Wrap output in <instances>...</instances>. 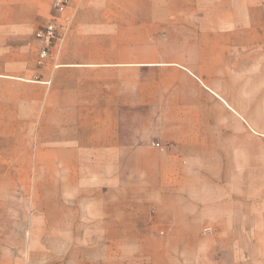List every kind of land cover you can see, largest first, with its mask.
I'll list each match as a JSON object with an SVG mask.
<instances>
[{"label":"crops","instance_id":"0c3cea01","mask_svg":"<svg viewBox=\"0 0 264 264\" xmlns=\"http://www.w3.org/2000/svg\"><path fill=\"white\" fill-rule=\"evenodd\" d=\"M68 13V30L37 65L34 34L50 0H0V175H51L69 190L89 176L101 224L102 192H153L149 232L164 226L180 245L164 254L197 256L161 264H264L237 261L251 247L232 243L235 224H264V194L252 192L242 162L252 132L263 133L239 100L264 94V76L235 54L264 47V0H71ZM151 26L163 38L114 37ZM140 47L157 49L145 57ZM125 197L118 217L138 233L139 206ZM214 253L230 261L200 262Z\"/></svg>","mask_w":264,"mask_h":264},{"label":"rangeland","instance_id":"374dc122","mask_svg":"<svg viewBox=\"0 0 264 264\" xmlns=\"http://www.w3.org/2000/svg\"><path fill=\"white\" fill-rule=\"evenodd\" d=\"M197 0H188L193 6ZM175 5V4H173ZM39 23V27L46 21ZM149 30L125 29L115 32L117 38L160 39L163 31L150 27ZM113 37V36H112ZM131 48H123V54L131 55ZM155 47L136 48L140 56L147 57ZM160 49V48H159ZM235 54L245 59L244 67L264 76V47L236 48ZM261 60L257 63V58ZM36 64L38 63V55ZM260 82V80H259ZM240 95L239 100L250 114L253 127L263 133L252 132V142L246 148L251 157L245 161L250 168L252 192L264 194V94ZM251 97V102H248ZM89 176L86 177V179ZM85 176H77L76 190L67 185H58L51 175H0V264H161L170 261H197L192 250L171 258L166 250H178L179 240L168 242L163 227L152 228L149 232V219L153 211L149 191L122 192L109 190L103 193L108 202V217L105 224L95 221L99 212L96 206L100 192L86 189ZM125 197L138 204V233L132 232V225L126 216L120 222L118 215L123 211L117 203ZM121 215V214H120ZM152 215V216H151ZM123 223V224H120ZM250 225L254 228L252 232ZM241 237L232 240L233 244L245 247L247 254L236 255L239 262L264 263V224H235ZM206 233L210 228H205ZM107 230V234L105 233ZM118 231V232H117ZM248 232V233H247ZM247 234L252 235L248 238ZM229 240H221L227 246ZM192 247L193 245H187ZM231 256L214 253L199 257L200 262H229ZM199 261V260H198Z\"/></svg>","mask_w":264,"mask_h":264},{"label":"built area","instance_id":"2783aa9c","mask_svg":"<svg viewBox=\"0 0 264 264\" xmlns=\"http://www.w3.org/2000/svg\"><path fill=\"white\" fill-rule=\"evenodd\" d=\"M71 0H50L51 15L49 19L35 31V39L39 42L38 63H44L50 56L55 44L68 30L72 16L68 13Z\"/></svg>","mask_w":264,"mask_h":264}]
</instances>
